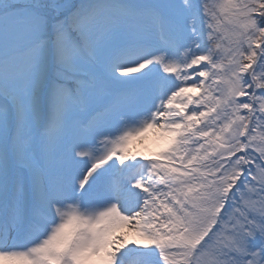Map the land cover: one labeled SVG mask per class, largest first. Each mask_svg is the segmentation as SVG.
<instances>
[{
    "label": "snow or ice",
    "instance_id": "6c2138e0",
    "mask_svg": "<svg viewBox=\"0 0 264 264\" xmlns=\"http://www.w3.org/2000/svg\"><path fill=\"white\" fill-rule=\"evenodd\" d=\"M0 264H264V0H0Z\"/></svg>",
    "mask_w": 264,
    "mask_h": 264
},
{
    "label": "rangeland",
    "instance_id": "374dc122",
    "mask_svg": "<svg viewBox=\"0 0 264 264\" xmlns=\"http://www.w3.org/2000/svg\"><path fill=\"white\" fill-rule=\"evenodd\" d=\"M136 145L139 150L144 151L146 154L152 150H155L156 148L151 135H149L147 138H143V142L137 141Z\"/></svg>",
    "mask_w": 264,
    "mask_h": 264
}]
</instances>
